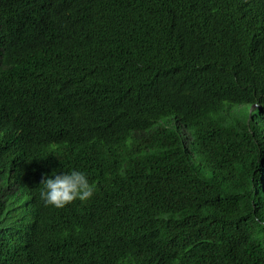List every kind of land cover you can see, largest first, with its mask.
Here are the masks:
<instances>
[{
	"label": "trees",
	"instance_id": "obj_1",
	"mask_svg": "<svg viewBox=\"0 0 264 264\" xmlns=\"http://www.w3.org/2000/svg\"><path fill=\"white\" fill-rule=\"evenodd\" d=\"M42 2L0 0V264H264V0Z\"/></svg>",
	"mask_w": 264,
	"mask_h": 264
},
{
	"label": "clouds",
	"instance_id": "obj_2",
	"mask_svg": "<svg viewBox=\"0 0 264 264\" xmlns=\"http://www.w3.org/2000/svg\"><path fill=\"white\" fill-rule=\"evenodd\" d=\"M43 5L49 6L51 0H42ZM261 108L256 104L250 105L247 109V118L251 116L250 123L253 127L264 126L263 116L256 114ZM55 147V145H53ZM1 168L2 165H0ZM6 182L9 185H17L12 180V173ZM42 185L39 196L44 205L62 208L76 200L86 202L94 197L96 186L90 181L89 174L81 169L73 168L69 171H53L46 175L40 182Z\"/></svg>",
	"mask_w": 264,
	"mask_h": 264
},
{
	"label": "bare ground",
	"instance_id": "obj_3",
	"mask_svg": "<svg viewBox=\"0 0 264 264\" xmlns=\"http://www.w3.org/2000/svg\"><path fill=\"white\" fill-rule=\"evenodd\" d=\"M79 118V117H78ZM83 120V119H82ZM15 175L16 174H14V175H12L11 177H12V180L15 182ZM23 206H24V204H23ZM37 251V250H36Z\"/></svg>",
	"mask_w": 264,
	"mask_h": 264
}]
</instances>
